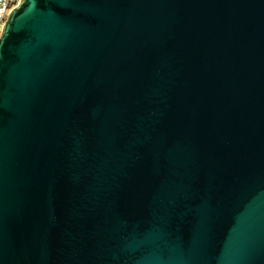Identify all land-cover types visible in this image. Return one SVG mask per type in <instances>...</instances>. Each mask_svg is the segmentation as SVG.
I'll list each match as a JSON object with an SVG mask.
<instances>
[{"label":"water","instance_id":"1","mask_svg":"<svg viewBox=\"0 0 264 264\" xmlns=\"http://www.w3.org/2000/svg\"><path fill=\"white\" fill-rule=\"evenodd\" d=\"M0 264H264V0H20Z\"/></svg>","mask_w":264,"mask_h":264},{"label":"built area","instance_id":"2","mask_svg":"<svg viewBox=\"0 0 264 264\" xmlns=\"http://www.w3.org/2000/svg\"><path fill=\"white\" fill-rule=\"evenodd\" d=\"M20 0H0V35L7 21L9 14L14 9Z\"/></svg>","mask_w":264,"mask_h":264}]
</instances>
